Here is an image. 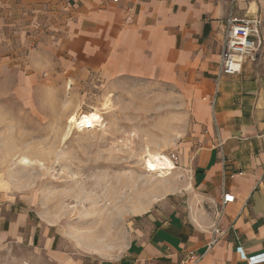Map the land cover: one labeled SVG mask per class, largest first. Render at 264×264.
<instances>
[{
	"label": "crops",
	"instance_id": "obj_1",
	"mask_svg": "<svg viewBox=\"0 0 264 264\" xmlns=\"http://www.w3.org/2000/svg\"><path fill=\"white\" fill-rule=\"evenodd\" d=\"M231 17L259 18L262 30L264 0H0V46H15L31 82L136 80L177 88L191 104L197 138L180 159L189 180L160 200L146 235L96 264H249L264 254V78L246 61L219 79ZM13 205L0 244L27 238ZM43 238L33 227L27 239L62 264L85 263Z\"/></svg>",
	"mask_w": 264,
	"mask_h": 264
},
{
	"label": "rangeland",
	"instance_id": "obj_2",
	"mask_svg": "<svg viewBox=\"0 0 264 264\" xmlns=\"http://www.w3.org/2000/svg\"><path fill=\"white\" fill-rule=\"evenodd\" d=\"M262 44L253 65L264 78ZM13 48L0 46V223L13 213L84 264L124 254L149 230L159 202L189 180L184 150L197 138L190 102L174 87L118 80L30 81ZM98 113L93 129L71 123ZM169 157L172 175L148 172L150 155ZM0 244V264H62L28 239ZM89 256V257H86Z\"/></svg>",
	"mask_w": 264,
	"mask_h": 264
},
{
	"label": "built area",
	"instance_id": "obj_3",
	"mask_svg": "<svg viewBox=\"0 0 264 264\" xmlns=\"http://www.w3.org/2000/svg\"><path fill=\"white\" fill-rule=\"evenodd\" d=\"M112 1L114 3L120 2V0ZM261 27L262 21L259 18L239 20L231 17L227 20L224 29L219 79L239 74L246 61L254 62L257 59L262 44ZM214 232L219 236L225 235V231L220 228H215ZM217 241V239L212 240L209 248H212ZM199 261L200 259L191 256L184 259L182 264H198ZM248 263H264V254L250 258Z\"/></svg>",
	"mask_w": 264,
	"mask_h": 264
},
{
	"label": "bare ground",
	"instance_id": "obj_4",
	"mask_svg": "<svg viewBox=\"0 0 264 264\" xmlns=\"http://www.w3.org/2000/svg\"><path fill=\"white\" fill-rule=\"evenodd\" d=\"M76 118L73 117L71 123H74L77 127L82 129H93L97 123L102 121V117L98 113L84 114L79 119ZM146 167L148 172L156 174L160 178H166L172 175L176 168L169 157L160 154L150 155Z\"/></svg>",
	"mask_w": 264,
	"mask_h": 264
}]
</instances>
